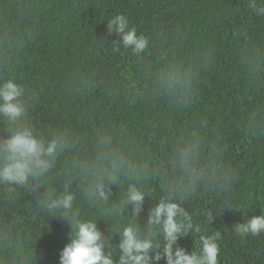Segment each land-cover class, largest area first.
Returning <instances> with one entry per match:
<instances>
[{
	"label": "trees",
	"instance_id": "trees-1",
	"mask_svg": "<svg viewBox=\"0 0 264 264\" xmlns=\"http://www.w3.org/2000/svg\"><path fill=\"white\" fill-rule=\"evenodd\" d=\"M248 3L0 0V77L25 85L38 132H66L68 139L56 168L38 185L11 193L0 188V264H60L70 227L37 206L48 186L70 185L76 209L98 217L105 235L129 222L128 208L118 217L101 215L122 203L129 182L123 171L105 204L85 194L81 169L117 156L156 172L140 178L152 195L137 218L143 228L148 208L165 194L169 162L183 141L199 142L207 180L183 206L200 234L220 233L218 264H264V234L241 239L233 228L264 211V16ZM117 14L148 37L141 55L108 33L107 20ZM0 135H7L3 124ZM225 169L236 174L226 187ZM200 234L178 243L196 250Z\"/></svg>",
	"mask_w": 264,
	"mask_h": 264
},
{
	"label": "clouds",
	"instance_id": "clouds-1",
	"mask_svg": "<svg viewBox=\"0 0 264 264\" xmlns=\"http://www.w3.org/2000/svg\"><path fill=\"white\" fill-rule=\"evenodd\" d=\"M248 7L257 16H264V0H249ZM107 31L116 33L119 43L134 56L141 55L148 47V37L130 27L123 14L107 20ZM28 112L25 85L15 77H0V124L7 132L6 136L0 135V188L10 193L31 188L34 183L38 185L52 173L68 142L66 132L49 135L38 132ZM169 166L172 178L161 187L165 194L148 208L143 228L137 218L144 211L145 197L152 195L151 190L140 183V178L143 176L146 181L150 175L155 176L154 170L150 173L147 165L128 163L122 156L106 164L101 162L81 169L88 180L85 194L98 205L109 200L111 186L120 182L122 171L128 177L119 208L114 213L101 215L106 219L118 217L121 209L128 208L131 219L121 226L111 227L107 235L98 227V217L85 218L76 209V197L70 185L62 190L48 186L38 197L37 206L63 218L70 227V242L60 252V264H160L161 260L165 264H218L220 233L200 234V224L193 222L183 206L202 183H207L199 162V142H181L174 149ZM221 175L226 187L236 174L232 169H225ZM209 222H213L211 213ZM233 228L241 239L264 234V211L234 224ZM192 233L200 234L199 241L196 250L188 252L178 241ZM113 236L119 237L118 243H112Z\"/></svg>",
	"mask_w": 264,
	"mask_h": 264
}]
</instances>
